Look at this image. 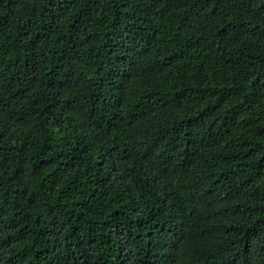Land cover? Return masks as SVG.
Masks as SVG:
<instances>
[{
    "label": "trees",
    "instance_id": "obj_1",
    "mask_svg": "<svg viewBox=\"0 0 264 264\" xmlns=\"http://www.w3.org/2000/svg\"><path fill=\"white\" fill-rule=\"evenodd\" d=\"M264 264V0H0V264Z\"/></svg>",
    "mask_w": 264,
    "mask_h": 264
},
{
    "label": "snow or ice",
    "instance_id": "obj_2",
    "mask_svg": "<svg viewBox=\"0 0 264 264\" xmlns=\"http://www.w3.org/2000/svg\"><path fill=\"white\" fill-rule=\"evenodd\" d=\"M243 264H247V261L245 260V261L243 262Z\"/></svg>",
    "mask_w": 264,
    "mask_h": 264
}]
</instances>
